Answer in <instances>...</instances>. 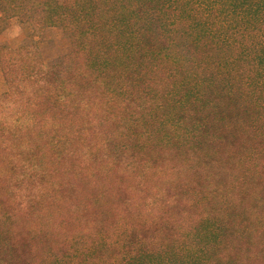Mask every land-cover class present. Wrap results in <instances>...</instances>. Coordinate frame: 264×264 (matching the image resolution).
<instances>
[{
    "label": "trees",
    "instance_id": "obj_1",
    "mask_svg": "<svg viewBox=\"0 0 264 264\" xmlns=\"http://www.w3.org/2000/svg\"><path fill=\"white\" fill-rule=\"evenodd\" d=\"M1 16L27 23L32 35L57 28L66 40V52L48 64L35 36L15 49L0 45L7 86L0 97L1 155L5 139L33 131L52 134L45 137L49 148L66 140L77 144L75 152L81 146L94 177L88 180L83 164L82 180L103 190L82 195L65 214L56 211L64 205L58 198L53 210L79 217L86 232L99 193L120 181L126 194L113 225L93 228L106 248L97 258L85 262L86 236L61 240L53 221L28 227L25 239L12 241L11 258L0 251V264H264L263 222L246 225L239 217L248 197L247 210L264 214L259 190L245 189L264 174V145L257 151L226 145L225 152L204 146L214 129L239 130L233 113L250 126L257 120L248 111H264V0H0ZM198 106L201 117L192 114ZM202 107L214 112L203 115ZM213 163L227 176L212 175ZM34 165L26 168L32 180L43 181L45 170L55 174ZM160 181L161 191L179 186L178 197L151 193ZM256 185L264 192L263 181ZM47 195L42 207L55 203L53 192Z\"/></svg>",
    "mask_w": 264,
    "mask_h": 264
},
{
    "label": "rangeland",
    "instance_id": "obj_2",
    "mask_svg": "<svg viewBox=\"0 0 264 264\" xmlns=\"http://www.w3.org/2000/svg\"><path fill=\"white\" fill-rule=\"evenodd\" d=\"M32 32L33 31L31 27L27 23L23 24L16 19H3L2 16L0 17V45L4 44L15 49L18 46L32 41L30 36H35L33 41L36 43L40 58L45 64L50 63L66 52V40L62 37L61 31L59 29L50 28L45 30L42 34L39 33L34 35H32ZM6 87L7 86L3 81L0 70V97L5 94ZM16 107L18 108V105L16 100L12 97L13 112H15ZM200 111L201 109L198 106L192 111V114H196L197 117H201ZM202 111L203 115H207V112H214V109L206 110L205 107H202ZM30 112L31 110L28 112V114H30ZM248 112V117H255L257 120L256 122H252L250 126L245 122V118H247L245 115L242 114V116L240 115L237 117L232 111V117L238 120L240 119V123H242L240 124V128L238 127L239 130L235 129L236 131H226V134H223L214 129L217 128L215 125H209L210 128L214 129L212 131L214 136H208L204 146H207V149L210 146H213L214 148L225 152L227 149L226 145L231 148L240 144V146L245 150L246 144H249L250 146L252 144V146H255L253 147V150H260L262 144L264 145V129H262L264 128V121H262L264 111H257V114L250 110ZM213 115L211 117H213ZM215 116L217 117V115ZM226 116L229 115L227 114ZM229 122H232V119ZM254 129H256V132H262V135L260 134L261 136H259L258 132L257 134L256 132H253ZM105 130H107V127ZM50 135L52 134L33 131L27 136L23 135L20 139H16V136L5 139L4 144H7L8 148L4 150L3 155L0 153L2 156V158H0V251L3 252L2 257L6 256V258H11L12 241L25 239L23 235L28 227L39 225V223L51 224L53 221H56L57 226L60 227V232L55 233V235H57L61 240L64 237H80L82 239L83 234L86 236L88 247L86 248V245L82 246L87 253L86 255H83L85 256V262H88L90 261L88 256L93 255V259H95L97 258L98 254L101 255V253L106 251V248L101 251L99 242L95 240L93 228L98 229L101 227H108V225L112 226L116 221L118 217L117 205L120 203L123 195L126 194V191L122 186L124 183L120 181H114V185L106 187V189H104L105 192L102 194L99 193L98 197L95 198L96 206L93 207L95 208L93 210L94 214L90 215V218L87 219L86 223V225H92V229L88 226L89 232H86L83 229L85 221L84 223H81V220L78 219L79 217L73 216L75 219L67 216H62V218L56 217V212L53 210V207L58 204V198H61L64 205L61 209L58 204L59 208L56 211H63V214H65L68 208H70L69 206L74 204L75 201L79 200L82 195H92L94 197L95 191L98 193L103 189H96L93 187L90 188L87 186V184H84L82 180L83 173L80 171L79 167H82L83 164L87 167L88 180L92 181L93 177L92 175L88 174L90 164H88L86 160H84V156H82L84 155V149L81 148V146H78V152H75L73 149H75L77 144L71 140L60 142L59 145L55 146V148H49L47 145H45V137ZM223 136L225 139H227V142L225 143L219 141V138ZM253 136H255V138L252 140L251 137ZM158 139H161V141L165 143L164 136H159ZM88 142L92 145L99 143L98 140H89ZM195 144L197 143L193 140H190L189 146L192 149L194 148ZM171 147L175 148L173 146ZM182 147L183 146L179 147L180 152H178V154H183L186 152V149ZM1 149L2 147L0 146V150ZM197 157V155H194L195 159H198ZM242 157H244V155H242ZM217 158L220 159L219 156H217ZM257 158L260 160V156H256V159ZM256 159L254 160V163L256 162ZM27 164H32L33 166H37L34 164H38L41 167L53 168L55 174L47 176L48 171L45 170V178L43 181H40L38 178L32 180L31 178H28L26 173ZM213 164L215 167L210 170L212 175H215L216 177V175L220 173L227 176L228 172L221 170L219 165H216V163ZM258 172L260 171L258 170ZM215 177L212 178L213 182L216 181ZM260 181L264 182V174H261V176L259 175V179L253 178L252 182L246 185L245 189L259 190V196H261L263 199V202L260 205L263 208L264 192H262V189L260 187L258 188V185H256ZM152 182L150 185H153ZM163 183L166 182L160 181L159 185L153 186L151 193L177 192L178 197L179 186L172 185L170 189L161 191V189H163ZM86 186L89 189L86 188ZM228 186L231 185L226 183L225 187L229 188ZM38 190L43 194H40ZM126 190L128 191L129 188H126ZM45 192L48 194L53 192L55 203H52V206L50 205L48 207H42V205H47L50 201L47 193L45 194ZM250 204L251 202L249 197L246 198V200H242V205H240V207H243L239 212L240 221L245 222L243 224L247 225L251 223L256 224V221H258L257 219H260L261 222H263V226L258 227V229L262 230L264 228V214L258 212L256 213V211L255 213L254 211H248L247 208H249ZM114 209V213L116 214L115 218L112 217ZM157 210L160 212H172L174 209L165 210L160 209L159 207ZM119 211L121 213V207H119ZM13 215L16 217L12 218ZM106 233L111 237L112 235H115L112 230H108ZM32 235L33 234L30 236ZM39 237L40 235H37V233L34 234V238L36 240H39ZM64 250L68 249L65 247ZM24 252L25 251L23 250V247L20 248V254H23ZM25 253L27 254V250ZM13 257L15 256L13 255Z\"/></svg>",
    "mask_w": 264,
    "mask_h": 264
}]
</instances>
